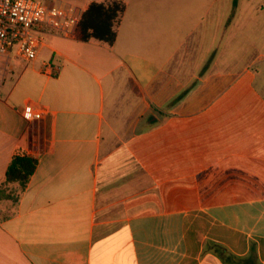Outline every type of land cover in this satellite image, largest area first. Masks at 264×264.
Returning <instances> with one entry per match:
<instances>
[{
    "label": "crops",
    "instance_id": "obj_1",
    "mask_svg": "<svg viewBox=\"0 0 264 264\" xmlns=\"http://www.w3.org/2000/svg\"><path fill=\"white\" fill-rule=\"evenodd\" d=\"M120 1L112 45L0 55V183L38 158L0 198V264H264V71L201 56L175 0Z\"/></svg>",
    "mask_w": 264,
    "mask_h": 264
},
{
    "label": "rangeland",
    "instance_id": "obj_2",
    "mask_svg": "<svg viewBox=\"0 0 264 264\" xmlns=\"http://www.w3.org/2000/svg\"><path fill=\"white\" fill-rule=\"evenodd\" d=\"M171 5L178 16L186 14L201 56L234 58L239 68L264 71V0H175Z\"/></svg>",
    "mask_w": 264,
    "mask_h": 264
},
{
    "label": "built area",
    "instance_id": "obj_3",
    "mask_svg": "<svg viewBox=\"0 0 264 264\" xmlns=\"http://www.w3.org/2000/svg\"><path fill=\"white\" fill-rule=\"evenodd\" d=\"M81 10L60 0H0V55L34 61L46 46V35H74ZM45 72L54 74L49 63ZM28 122L44 119L46 108L28 103L22 110Z\"/></svg>",
    "mask_w": 264,
    "mask_h": 264
},
{
    "label": "trees",
    "instance_id": "obj_4",
    "mask_svg": "<svg viewBox=\"0 0 264 264\" xmlns=\"http://www.w3.org/2000/svg\"><path fill=\"white\" fill-rule=\"evenodd\" d=\"M124 11L125 4L120 0L91 2L81 14L74 36L84 42L95 39L112 45ZM37 166L38 158L18 150L12 156L4 180L0 183V198H13L5 193L9 184L17 183L21 190L26 188Z\"/></svg>",
    "mask_w": 264,
    "mask_h": 264
}]
</instances>
